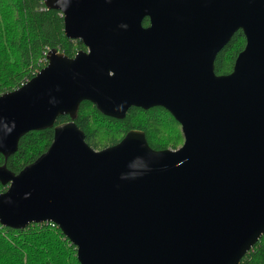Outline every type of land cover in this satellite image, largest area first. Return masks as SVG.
<instances>
[{
	"label": "water",
	"instance_id": "water-1",
	"mask_svg": "<svg viewBox=\"0 0 264 264\" xmlns=\"http://www.w3.org/2000/svg\"><path fill=\"white\" fill-rule=\"evenodd\" d=\"M44 1L87 49L51 48L0 94V222L57 224L81 264H238L264 233V0ZM238 29L245 47L217 74ZM85 99L116 118L163 106L184 142L155 149L131 129L96 149L74 120ZM47 127L48 148L11 170L21 136Z\"/></svg>",
	"mask_w": 264,
	"mask_h": 264
},
{
	"label": "trees",
	"instance_id": "trees-1",
	"mask_svg": "<svg viewBox=\"0 0 264 264\" xmlns=\"http://www.w3.org/2000/svg\"><path fill=\"white\" fill-rule=\"evenodd\" d=\"M149 18L144 19V25ZM242 29L217 53L215 71H232L239 52L245 47ZM86 48L79 38H70L64 30L62 11L49 8L44 0H0V94L19 87L46 65L51 48L74 55ZM59 115L56 123L70 120ZM85 132L86 141L102 149L120 141L131 129L145 132L155 149H176L184 142L181 123L163 106H131L126 115L116 118L102 113L90 100L80 103L75 117ZM54 136V127L30 130L21 136L17 151L6 160L7 166L20 171L44 152ZM5 157L0 153V164ZM8 185L0 181V193ZM0 264H81L77 247L53 222H32L14 228L0 222ZM238 264H264V233Z\"/></svg>",
	"mask_w": 264,
	"mask_h": 264
},
{
	"label": "flooded vegetation",
	"instance_id": "flooded-vegetation-1",
	"mask_svg": "<svg viewBox=\"0 0 264 264\" xmlns=\"http://www.w3.org/2000/svg\"><path fill=\"white\" fill-rule=\"evenodd\" d=\"M145 18H146V17H145ZM145 18H144V19H145ZM148 18H149V17H148ZM143 24H144V21H143ZM149 24H150V18H149V22H148V24H145L144 26H148ZM74 39H76V38H74ZM83 43H84V42H83ZM84 45H85V44H84ZM85 46H86V45H85ZM81 49H87V46H86V48H83V47L79 48L78 51L81 50ZM70 56H73V55H70Z\"/></svg>",
	"mask_w": 264,
	"mask_h": 264
}]
</instances>
